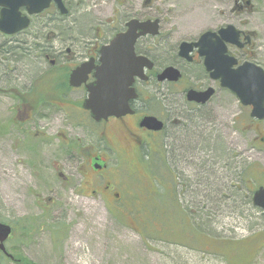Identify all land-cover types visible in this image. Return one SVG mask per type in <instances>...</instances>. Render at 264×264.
Returning a JSON list of instances; mask_svg holds the SVG:
<instances>
[{"label": "rangeland", "instance_id": "374dc122", "mask_svg": "<svg viewBox=\"0 0 264 264\" xmlns=\"http://www.w3.org/2000/svg\"><path fill=\"white\" fill-rule=\"evenodd\" d=\"M67 1L70 13L60 23L68 29L74 28L75 18H82L83 28L88 30L96 14L105 21L116 6L115 0ZM120 1H128L129 10L138 4V10L144 0ZM246 1L250 10L238 16L232 12L234 0H150L142 13L159 19L162 36L169 37L174 45L226 25L252 32L254 56L248 61L264 71V0ZM3 40L0 36V43ZM10 104L0 95V128L6 129L0 135V223L14 228L12 241L6 243L10 254H19L33 264H226L217 254L204 253L195 245L140 237L131 220L122 221L126 204L111 205L98 197L74 194L72 187L57 176L58 165L64 175L71 174L75 185L76 173L67 168L64 148L55 134L61 131L72 139L83 137L86 131L61 120L44 127L47 141L19 142L13 129L4 124L9 119ZM205 113L208 130L199 126L194 131H182L185 138L181 141L161 143L172 171L167 182L171 184L176 177L182 205L197 214L192 215L194 218L203 213V235L241 241L264 230L262 210L251 202L254 190L264 186V175L254 183L249 180L246 187L240 182L244 170L254 165L264 172V120H252L250 109L242 107L227 90L217 92ZM110 160L117 173V188L128 199V209L140 210L146 181L150 182L127 159V164L118 162L114 155ZM189 179L191 188L185 190L182 185ZM166 219L163 214L158 216L160 226ZM27 220L35 222L30 235L22 232ZM56 226L63 233L60 239L54 237ZM159 236L180 240L176 234L168 237L161 232ZM259 248L257 252L254 245L249 249V255L254 254L250 264H264V247ZM237 253L243 258V253Z\"/></svg>", "mask_w": 264, "mask_h": 264}, {"label": "flooded vegetation", "instance_id": "af4514ba", "mask_svg": "<svg viewBox=\"0 0 264 264\" xmlns=\"http://www.w3.org/2000/svg\"><path fill=\"white\" fill-rule=\"evenodd\" d=\"M244 1L234 0L232 12L237 16L247 9ZM61 2L65 14L60 13L54 1L49 8L33 15L21 8L20 15L28 19V26L13 35L0 32L5 39L0 43V95L11 102L9 119L4 124L13 129L19 142L47 141L48 131L44 127L55 121L81 127L86 131L81 138L70 139L61 131L55 134L64 148L67 168L76 173L75 185L72 186L71 174L64 175L58 165L55 167L57 176L72 187L77 196L98 197L111 205L126 203L125 196L117 188V173L112 168L110 155L127 164V160L130 163V159L140 157L142 149L153 142L160 149L161 143L166 141L183 140L182 131H194L199 126L202 131L208 130L205 107L219 90L225 89L206 70L205 57L200 55L198 47L180 48L183 43L194 45L201 34L174 45L169 37L162 36L159 19L142 13L150 0L142 1L138 10V4L129 10L128 1L115 0L116 6L109 17L103 21L96 14L88 30L83 28L82 18H75L73 29L60 23L70 13V3ZM132 20L139 23L157 20L158 33L136 39L134 55L146 59L151 69L143 65V78L134 76L130 83L122 71V64L113 65L111 61L104 69L101 52L111 47L118 35L127 32ZM217 30L207 31L216 33ZM239 42L241 47L228 45L227 51L241 65L254 56L253 41L247 43L245 36H240ZM113 53L109 59L120 61L121 51ZM139 64L135 62L134 69H139ZM168 68L178 72L177 80L160 79ZM74 73L77 77L71 80ZM124 85H128L126 89ZM210 89L213 93L205 104L187 100L190 91L202 93ZM90 90L96 94H123L124 90L127 93L130 90L135 97L127 102L128 114L96 121L84 108ZM146 118L161 123V130L142 127ZM5 131L2 126L0 135ZM171 183L178 187L176 177ZM191 185L189 179L182 186L187 190Z\"/></svg>", "mask_w": 264, "mask_h": 264}, {"label": "water", "instance_id": "95a60500", "mask_svg": "<svg viewBox=\"0 0 264 264\" xmlns=\"http://www.w3.org/2000/svg\"><path fill=\"white\" fill-rule=\"evenodd\" d=\"M55 2L61 14L66 13L61 0H0V32L6 35H13L28 26V19L21 17L20 9L24 8L29 15L37 14L50 7ZM249 1H245L244 5L249 6ZM243 5L241 6V9ZM127 32L118 35L112 42L111 47L104 48L102 54V64L105 67L112 61V64H122V71L125 78L131 83L134 76H142L143 65L151 69V64L146 59L136 58L134 55V43L139 37L146 35L155 36L158 33V21H146L139 23L132 20L127 25ZM240 36H245L247 43L255 37L254 33H243L232 25L220 28L216 33L207 31L201 34L199 40L194 45L187 46L186 43L181 45V50L185 47L191 49L198 47L200 55L205 57L204 65L206 70L211 73L213 79H218L222 89L230 91L239 101L242 107L250 108V118L256 121L264 120V71L249 62L241 65L227 54V45L241 47ZM115 54L117 50L121 51V60L114 58L109 59L111 53ZM115 56V55H114ZM113 56V57H114ZM135 62H139V69H134ZM82 70H79L81 72ZM77 77L74 73L71 80ZM177 80L178 72L172 68L166 69L160 79ZM129 83V84H130ZM128 84V85H129ZM128 85H124L126 89ZM213 91L210 89L206 92L197 93L190 91L187 94L189 102L197 104H205L208 102ZM135 97L132 91L123 94L117 93H101L96 94L90 90L89 99L85 102L84 108L90 111L92 118L96 121L107 119L109 116H124L129 113L127 102ZM151 131H160L161 123L153 118H146L141 123ZM252 205L262 210L264 217V187H259L252 195ZM11 235V228L8 225L0 223V251L10 260H14L11 255L6 252L5 242Z\"/></svg>", "mask_w": 264, "mask_h": 264}, {"label": "trees", "instance_id": "16d2710c", "mask_svg": "<svg viewBox=\"0 0 264 264\" xmlns=\"http://www.w3.org/2000/svg\"><path fill=\"white\" fill-rule=\"evenodd\" d=\"M160 146L159 149L156 146V143L153 142L141 151L140 157H137V159H135L136 157L130 159L131 166L137 170V173L144 175L146 177L145 180H148L150 183L146 181L147 186L144 188V193H146V195L143 203L140 204V210L128 209V199H126L127 203H121L126 204L125 211H127L126 214L122 216V221L130 223L131 220L134 226L138 227L137 231L140 237L144 239L158 238L171 243L181 244L186 247H194L195 245L204 253L209 252L210 254H217L226 262V264H250L251 260H253L254 254L249 255L248 251L253 245L256 249L255 252L260 249L259 245L261 248L264 247L262 242L264 238L261 237L264 236V230L241 241L212 237L207 238L203 235V213L201 212L202 215L200 217L194 218L193 216H196L197 214L195 213L194 215L191 211H188L180 202L179 194H181V192H178L179 190L177 191V188L173 186L172 183L170 184V182H167V174H172V171L166 158V149L163 144ZM256 173L259 175H256ZM263 175L264 172L254 165L251 168L244 170V175L240 177V182L246 187L249 180L252 179L254 183L255 181H258V179L263 178ZM157 196L159 197L157 198ZM203 208L204 206L200 208V211ZM161 214L165 215L167 219L164 223H161L160 226L158 216ZM139 215H142V217L139 218ZM30 221L31 220H27L26 223L22 224V232L25 235H30V233L35 230V222ZM166 224H168V226L164 227ZM161 232L166 233L168 237L176 234L180 240L175 242L171 241L169 238L160 237L159 233ZM14 233L13 228L12 236ZM54 235V237L58 239L63 236L59 226H56ZM198 238L201 239L199 240ZM201 240H205V242H202ZM10 241H12V237L7 244H9ZM215 247H220L221 250L219 249L216 251ZM237 252L243 253V258H239ZM12 257L15 261L9 260L2 252H0V264L5 262L14 264H33L32 262H29L28 259L22 258L19 254L15 256L12 255Z\"/></svg>", "mask_w": 264, "mask_h": 264}]
</instances>
